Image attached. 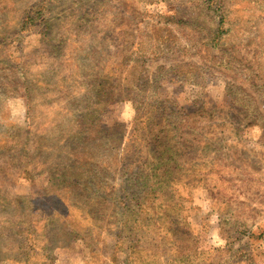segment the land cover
Returning <instances> with one entry per match:
<instances>
[{"label":"rangeland","instance_id":"rangeland-1","mask_svg":"<svg viewBox=\"0 0 264 264\" xmlns=\"http://www.w3.org/2000/svg\"><path fill=\"white\" fill-rule=\"evenodd\" d=\"M0 264H264V0H0Z\"/></svg>","mask_w":264,"mask_h":264},{"label":"trees","instance_id":"trees-1","mask_svg":"<svg viewBox=\"0 0 264 264\" xmlns=\"http://www.w3.org/2000/svg\"><path fill=\"white\" fill-rule=\"evenodd\" d=\"M27 17H28V15H27ZM31 18V17H30ZM29 18V19H30ZM169 102V101H168ZM168 102H166V103H168ZM170 103V102H169ZM159 122H160V119H159ZM170 124H174L175 125V123L174 122H170L169 124H167V126H169ZM158 125H159V123H158Z\"/></svg>","mask_w":264,"mask_h":264}]
</instances>
